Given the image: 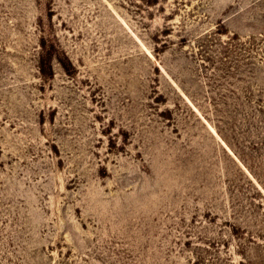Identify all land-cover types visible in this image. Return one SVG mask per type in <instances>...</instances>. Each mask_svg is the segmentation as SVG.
<instances>
[{
	"label": "rangeland",
	"instance_id": "rangeland-1",
	"mask_svg": "<svg viewBox=\"0 0 264 264\" xmlns=\"http://www.w3.org/2000/svg\"><path fill=\"white\" fill-rule=\"evenodd\" d=\"M0 264H264V0H0Z\"/></svg>",
	"mask_w": 264,
	"mask_h": 264
}]
</instances>
